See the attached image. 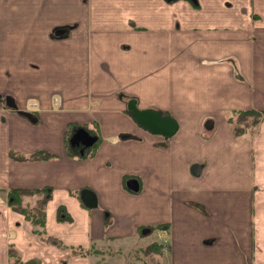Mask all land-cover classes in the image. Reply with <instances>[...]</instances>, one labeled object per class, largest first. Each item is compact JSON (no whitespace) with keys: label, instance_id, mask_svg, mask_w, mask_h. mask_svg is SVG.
Returning a JSON list of instances; mask_svg holds the SVG:
<instances>
[{"label":"crops","instance_id":"0c3cea01","mask_svg":"<svg viewBox=\"0 0 264 264\" xmlns=\"http://www.w3.org/2000/svg\"><path fill=\"white\" fill-rule=\"evenodd\" d=\"M129 98L176 133L140 126ZM246 110L259 122L237 134ZM74 123L92 151L66 149ZM11 188L50 189L44 228ZM132 238L159 264H264V0H0V264L102 259Z\"/></svg>","mask_w":264,"mask_h":264},{"label":"trees","instance_id":"16d2710c","mask_svg":"<svg viewBox=\"0 0 264 264\" xmlns=\"http://www.w3.org/2000/svg\"><path fill=\"white\" fill-rule=\"evenodd\" d=\"M244 117H247V118L251 117L252 122L250 126H256L259 122V116L255 115L254 110L239 111L237 113L235 120L232 123L234 126V131L237 134H240L241 129H243L242 126L238 125L239 124L238 118L239 120L247 119ZM228 120L232 122L231 118H228ZM86 126H87L86 124L81 125V124H76V123L70 124L68 126L66 134H65V146L70 154H73L75 151L79 149L78 147L70 144L69 142L70 135L76 128L78 127L86 128ZM238 126H240V128ZM97 140L92 144V146H90L89 148L90 151H92L93 147L96 145ZM85 150L86 151L83 153V155H81L82 157H85L87 155V149L85 148ZM10 156L16 160L46 159V158H50L52 154L46 151L40 150V151L30 154L29 156H24V155L15 153V152H10ZM34 196H37V200L33 204H30V202L24 203V198L34 197ZM50 198H51V192H50V189L48 188L46 189L45 188H41V189L11 188L7 191V195H6L7 203L11 207V209L13 211H16L22 214L25 217V219L30 221L32 225L37 228H44L45 226V206ZM59 214L60 213L58 211V217H60ZM153 246H156L157 249H159V245H157L156 243H153L152 245H150V247H153Z\"/></svg>","mask_w":264,"mask_h":264},{"label":"water","instance_id":"95a60500","mask_svg":"<svg viewBox=\"0 0 264 264\" xmlns=\"http://www.w3.org/2000/svg\"><path fill=\"white\" fill-rule=\"evenodd\" d=\"M6 103L10 107L16 108V104L11 98H7ZM126 110L136 121V123L153 133L161 134L164 137H170L174 135L178 130V123L172 116L163 114L161 111L154 108H140L138 107L137 100L135 98H129L127 100ZM22 113L31 118L30 113ZM211 123V120L207 121L205 123V127L208 129L211 128ZM96 139V136L91 135L84 128L78 127L71 135L70 143L72 145L81 144L83 145V147H90L96 141ZM132 183L135 184V181L130 182V184ZM81 198L88 206H93L96 204V198L91 191L83 190ZM146 230L148 229H145L143 232H145Z\"/></svg>","mask_w":264,"mask_h":264},{"label":"rangeland","instance_id":"374dc122","mask_svg":"<svg viewBox=\"0 0 264 264\" xmlns=\"http://www.w3.org/2000/svg\"><path fill=\"white\" fill-rule=\"evenodd\" d=\"M244 118H247V117H244ZM246 121H248V118L244 119V120H239V118H238V123H239L238 125H240V126L250 125L252 122V119L250 118V120L248 122H246ZM240 126H238V127L240 128ZM144 230L145 229H142V231H144ZM159 231L160 230H158V229H154L153 231L149 232L146 235L147 236L146 240H148L149 242H150V240L161 241L163 239V237L162 236H161V238L158 237ZM142 241H143L142 239H139L136 241V240H134V238H132V240L129 242L122 241V240H119V241L116 240L113 243H110V245L113 246V249H115L119 246L122 248V251L118 252V253L113 252L112 254L106 253L105 257L102 259L98 258L97 255L93 256L94 252L98 251V250H95L92 253H88V250H86V249H79V250L77 249L75 251V254H76L75 264H159L158 256H154L155 258H153L150 255L148 257L147 255L143 254L142 251H138L135 249V248L141 246ZM150 248L154 249L155 251L159 250V249H157L156 246H153ZM80 253H82V255H80ZM135 255L137 257L139 256L138 259L134 258ZM162 264H166V262L163 261Z\"/></svg>","mask_w":264,"mask_h":264},{"label":"flooded vegetation","instance_id":"af4514ba","mask_svg":"<svg viewBox=\"0 0 264 264\" xmlns=\"http://www.w3.org/2000/svg\"><path fill=\"white\" fill-rule=\"evenodd\" d=\"M82 128H84V127H82ZM76 129H77V128H76ZM84 129L87 131L86 128H84ZM74 131H75V130H74ZM74 131H73V132H74ZM73 132H72V134H73ZM88 132L91 134L90 131H88ZM72 134H71V135H72ZM71 135H70V137H71ZM91 135H92V134H91ZM94 136H95V135H94ZM70 137H69V142H70ZM96 140H97V139H96ZM70 144H71V143H70ZM71 145H72V144H71ZM80 145H81V144H75V145H73V146H76V147H78V148L80 149V148H81ZM81 146H83V145H81ZM91 146H92V145H91ZM144 229H145V228H144Z\"/></svg>","mask_w":264,"mask_h":264}]
</instances>
